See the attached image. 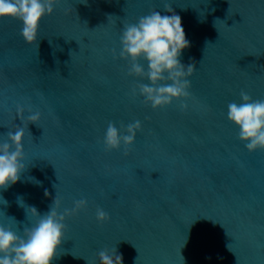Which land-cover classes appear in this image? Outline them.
Wrapping results in <instances>:
<instances>
[{"label": "water", "instance_id": "obj_1", "mask_svg": "<svg viewBox=\"0 0 264 264\" xmlns=\"http://www.w3.org/2000/svg\"><path fill=\"white\" fill-rule=\"evenodd\" d=\"M166 4L190 42L180 61L196 67L183 111L180 101L154 110L132 96L150 81L119 58L124 24L171 15ZM21 28L0 20V143L23 127L17 104L41 119L25 129L26 170L0 190V223L22 236L36 222L27 206L43 215L56 195L61 212L86 199L66 218L52 264H100L99 251L114 247L123 264H264V150L249 152L227 118L241 90L264 99V0H61L36 44ZM136 120L128 154L106 151L108 123Z\"/></svg>", "mask_w": 264, "mask_h": 264}, {"label": "clouds", "instance_id": "obj_2", "mask_svg": "<svg viewBox=\"0 0 264 264\" xmlns=\"http://www.w3.org/2000/svg\"><path fill=\"white\" fill-rule=\"evenodd\" d=\"M60 3L61 0H0V20L20 21L24 41L29 45L36 44L41 20L46 15H51L54 6ZM164 10L171 15H161L153 10L139 17L136 23L124 24L119 58L129 62V76L150 81L148 84H134L132 96L139 94L144 98V103L150 104L154 110L169 106L174 100L180 101L179 107L183 111L188 108L184 101L191 97L188 77L193 75L196 67L194 63L185 66L180 61L183 50L190 47L181 17L173 12L170 4H166ZM113 55L115 56V52ZM141 61L146 62L147 69ZM240 98V103L233 101L228 104L227 118L239 128L238 138L245 143L249 152L264 150V99L253 100L243 90ZM25 110V106L16 105L13 119L19 117L23 127L16 126L14 132L8 131L7 140L0 143V190L6 191L16 184L21 173L26 170L23 163L25 129H28L29 123L38 125L41 113L33 112L29 105V115L25 118ZM121 129L126 134H122ZM121 129L109 122L103 145L106 151L119 150L123 145L124 154L127 155V149L134 144L142 124L136 120L126 127L121 125ZM0 201L4 205L8 203L2 196ZM18 203L25 206L20 198ZM87 207L88 201L79 199L74 201L71 209L65 208L61 212V198L56 195L50 210L43 215L34 206H27L36 222L31 227H24L22 236L11 225L0 223V264H52L64 240L66 218ZM8 218L15 220L13 217ZM109 219L108 213L102 208L96 209L98 223L103 224ZM98 256L100 264H123L122 254L118 253L116 247L111 250L105 248L99 251Z\"/></svg>", "mask_w": 264, "mask_h": 264}]
</instances>
